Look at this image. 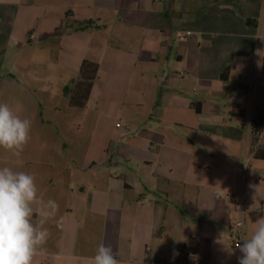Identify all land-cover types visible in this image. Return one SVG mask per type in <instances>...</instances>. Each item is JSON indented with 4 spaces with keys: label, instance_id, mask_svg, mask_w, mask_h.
Instances as JSON below:
<instances>
[{
    "label": "crops",
    "instance_id": "crops-1",
    "mask_svg": "<svg viewBox=\"0 0 264 264\" xmlns=\"http://www.w3.org/2000/svg\"><path fill=\"white\" fill-rule=\"evenodd\" d=\"M86 21L98 26L77 30ZM257 37L264 0H0V79L12 78L1 95L20 94L24 78L45 71L64 90L87 59L116 86L127 83L144 119L156 109L157 120L190 132L176 169L155 133V152L126 156L145 162L143 180L108 168L83 181L77 212L47 220L33 264H94L100 244L119 264H238L230 222L243 205L250 237L264 217V159L255 157L264 134L255 143L248 132L258 116L264 125ZM92 43L95 57L86 54Z\"/></svg>",
    "mask_w": 264,
    "mask_h": 264
},
{
    "label": "rangeland",
    "instance_id": "rangeland-1",
    "mask_svg": "<svg viewBox=\"0 0 264 264\" xmlns=\"http://www.w3.org/2000/svg\"><path fill=\"white\" fill-rule=\"evenodd\" d=\"M97 46L92 43L86 54L95 57ZM40 54L52 55V51L41 50ZM102 70L85 108L71 107L58 80H52L54 76L46 71L36 72L34 81L24 78L20 94H0V103L8 104L21 119L31 122L30 139L19 157L0 148V168L35 177L39 201L33 207L37 212L51 199L59 205L58 217H69L72 209L75 214L74 206L82 200L79 185L102 176L108 168L128 180H143L145 162L136 156L144 149L155 152L161 146V141L154 139L155 133L165 136L162 161L175 169L180 163L179 142L190 134L189 130L157 120L156 109L144 119L141 109L133 104L127 83L116 86L109 72ZM11 79L1 78L0 88L5 84L10 87ZM147 142H152L151 149ZM130 154L136 156L127 159ZM94 168L101 172H93ZM153 168L159 171L157 166ZM144 184L150 183L145 179Z\"/></svg>",
    "mask_w": 264,
    "mask_h": 264
},
{
    "label": "clouds",
    "instance_id": "clouds-1",
    "mask_svg": "<svg viewBox=\"0 0 264 264\" xmlns=\"http://www.w3.org/2000/svg\"><path fill=\"white\" fill-rule=\"evenodd\" d=\"M264 43V37H257ZM257 67H264V50ZM31 122L21 119L6 103H0V148L19 157L28 143ZM39 201L35 177L9 167L0 168V264H33L34 257L46 243L49 231L44 225L56 215L59 205L49 199L39 210L41 218L33 222L34 204ZM251 236H245L236 246L241 255L238 264H264V217L254 223ZM243 228L244 225L242 224ZM229 256L232 245L223 243ZM94 264H119L111 247L100 244L93 258Z\"/></svg>",
    "mask_w": 264,
    "mask_h": 264
},
{
    "label": "trees",
    "instance_id": "trees-1",
    "mask_svg": "<svg viewBox=\"0 0 264 264\" xmlns=\"http://www.w3.org/2000/svg\"><path fill=\"white\" fill-rule=\"evenodd\" d=\"M94 21H86L77 26V30H85L93 27H97ZM99 72V65L96 62L90 60H84L80 67L79 78L73 80L65 89L64 93L69 98L71 106L85 107L93 87V83L96 80ZM264 134L263 117L258 116L253 119L251 126V135L254 142L259 140V137ZM255 157L264 159V146L256 149Z\"/></svg>",
    "mask_w": 264,
    "mask_h": 264
},
{
    "label": "built area",
    "instance_id": "built-area-1",
    "mask_svg": "<svg viewBox=\"0 0 264 264\" xmlns=\"http://www.w3.org/2000/svg\"><path fill=\"white\" fill-rule=\"evenodd\" d=\"M191 33L189 32L188 35ZM251 126L252 122L249 124L248 132L251 133ZM244 208L243 205H241V214L238 218L233 219L230 222V239L232 240V243L235 248L239 245V243H242V239L246 236V229H245V216H244ZM244 225L242 228L241 225Z\"/></svg>",
    "mask_w": 264,
    "mask_h": 264
}]
</instances>
